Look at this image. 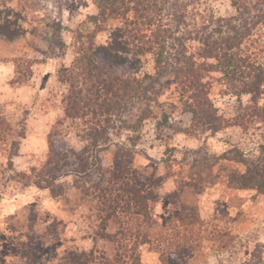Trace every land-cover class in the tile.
<instances>
[{
  "label": "rangeland",
  "instance_id": "374dc122",
  "mask_svg": "<svg viewBox=\"0 0 264 264\" xmlns=\"http://www.w3.org/2000/svg\"><path fill=\"white\" fill-rule=\"evenodd\" d=\"M147 1L154 11L146 0L128 5L134 31L126 40L138 54L141 90L150 81L154 89L120 112L68 118L73 88L63 71L108 44L112 32L125 28L126 16H100L98 0H0L1 20L9 17L24 32L14 40L0 36V264H28L22 242L37 264H67L81 253L92 254L85 264H264V125L240 118L250 113L252 97H238L228 89L229 77L209 73L207 100L223 123L220 131L200 126L175 58L164 72V63L157 69L161 48L148 24H170L196 63L217 64L199 54L206 40L228 31L220 19L237 14L234 0ZM181 14L185 21L173 23ZM168 42L169 49L174 42ZM240 52L255 66L264 63V20ZM96 98L90 92L89 99ZM96 130L108 145L90 164L108 174L88 177L82 153ZM119 151L131 153L132 174L117 173ZM101 177L103 188L111 179L131 184V177L143 185L151 194L145 212L127 213L120 201L108 217L107 204L125 187L119 182L114 197L105 198L94 188ZM232 177L259 183L235 185Z\"/></svg>",
  "mask_w": 264,
  "mask_h": 264
},
{
  "label": "trees",
  "instance_id": "16d2710c",
  "mask_svg": "<svg viewBox=\"0 0 264 264\" xmlns=\"http://www.w3.org/2000/svg\"><path fill=\"white\" fill-rule=\"evenodd\" d=\"M131 3V0H98L101 12L100 16L106 15L107 12L110 13L109 16H126L125 28L116 29L112 32L108 44L95 47L90 57H87V55L82 56L81 59L77 60L73 69L63 71L69 73L68 76L64 77L71 88H73L72 95L67 98L65 104V115L68 118H81L90 114L103 116L111 115L113 114L112 112H120L127 103L131 102V99L133 100L140 93L146 94L148 90L151 91L154 89L153 87L156 83L150 81V85H147L149 89L146 87L141 90L144 83L136 78V65L139 62V59H137L138 54L131 52V44L126 40V36L134 31L131 27L133 23L128 19L130 12L128 5ZM146 3L149 5L151 12L155 10L156 6L153 3L147 0ZM233 3L237 8V14L227 19L228 21L223 18L220 19L221 22H224L228 26L227 30L231 34H228L227 31L220 38L206 40L199 54L200 60H216L217 64H208L206 62L196 63L193 56L187 55L185 46L180 42L182 38L175 37L170 24L164 25L165 28H163L160 25L156 26L152 24L153 20H150V23H148L149 26L155 27L153 31V34H157L155 44L161 48L159 57L156 60L158 65L157 69H160L161 64L164 63L165 65L162 67V72H164L165 69L171 66L170 62H168L169 58H175L177 63L176 67L180 70L179 79L184 90L183 95H187V99L193 101L190 112L195 117L194 119H197L200 126L203 128L212 127L215 131L221 130L223 122L216 112L217 109L207 100L209 91L207 84L204 83L207 75L214 71L223 73L227 77V80L229 77L231 88L228 89L229 91H234L233 94H237L238 97L243 95L252 97L249 108L250 113H244L240 118L246 123L250 121L251 123L258 122L264 125V103L261 104L262 96L264 95V63L255 66V64L244 59L243 54L240 52L243 42L252 36L253 29L264 20V0H234ZM180 19L185 21V16L183 14L180 16L175 15L172 21L175 23L180 21ZM10 21L9 17L7 21H2L0 15V36L14 40L22 36L24 32L22 28L17 27L18 22L13 25ZM234 22L236 24L239 22L241 24L240 27ZM169 39L175 44L172 43V46H169L168 49L166 43H169ZM131 54L135 58L133 61L124 56ZM252 68L254 70L251 71ZM247 69L249 73L245 72ZM116 71L118 72L116 73ZM149 79L152 80L151 78ZM147 80L148 78L145 79V81ZM87 85H89L87 88L88 95L83 96L84 86ZM90 92H97L98 98L94 100L89 99ZM107 95L112 97H107ZM102 97H105L104 101L101 104L96 103ZM95 108L98 109L96 110ZM91 136H95L93 138V144L90 146L86 144L82 153L86 165V171H84L85 176L91 177L95 172H98L99 175H107L108 173L103 172L101 166H98L100 165L99 163L90 164L92 155L108 145L104 140L105 133H100L96 130L94 135L91 133ZM262 150L264 153V146ZM95 160H98L97 156H95ZM114 163L117 166L116 171L118 174L122 173L123 176L132 174L131 166L133 164V158L129 151H119L115 156ZM116 171L114 174H117ZM114 174L111 178L115 177L113 178L115 180L122 178ZM132 177L134 176L132 175ZM132 177L129 178L131 184L129 180H118L119 182L122 181L125 188L122 190L119 189L121 190V193H119L121 195H116L115 197L113 193L116 192L115 187L119 185V182L113 184L115 180L111 179L107 181L109 183L108 186L111 187L103 188L104 178L101 177L100 180H96V184L94 185L95 190L101 188L97 192L103 191L104 194L102 196L105 198L106 196L108 198V195L109 197H114L111 200V204H107L108 206L111 205L110 210H107L108 217L112 215L111 211L114 213L120 208V201H125V206L127 207L125 211L127 213L141 216L145 212V207L147 201L150 200L151 194L145 192L143 185L134 184L131 180ZM242 178L232 177L230 182L235 185L238 183L247 185L248 183H252L251 185L259 183V180H245ZM119 187L121 188V186ZM99 194L101 195V193ZM99 198L102 197L99 196ZM24 243L22 242V248L26 251L28 264H37L34 255L28 252L30 244ZM32 260L35 262L33 261V263ZM90 261H93L91 253H81L74 254V257H71L67 264H85V262Z\"/></svg>",
  "mask_w": 264,
  "mask_h": 264
}]
</instances>
